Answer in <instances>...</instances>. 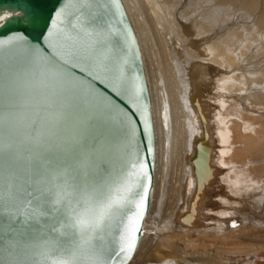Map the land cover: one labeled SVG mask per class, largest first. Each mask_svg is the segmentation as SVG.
I'll list each match as a JSON object with an SVG mask.
<instances>
[{
    "label": "snow or ice",
    "instance_id": "1",
    "mask_svg": "<svg viewBox=\"0 0 264 264\" xmlns=\"http://www.w3.org/2000/svg\"><path fill=\"white\" fill-rule=\"evenodd\" d=\"M39 21L32 12L19 22ZM122 22L118 0H66L45 18L37 44L20 33L0 40V264H127L136 250L147 162L129 152L116 177L99 176L96 164L106 124L119 121L134 136V114L73 71L127 99L150 131ZM13 48L20 58L5 65Z\"/></svg>",
    "mask_w": 264,
    "mask_h": 264
},
{
    "label": "bare ground",
    "instance_id": "2",
    "mask_svg": "<svg viewBox=\"0 0 264 264\" xmlns=\"http://www.w3.org/2000/svg\"><path fill=\"white\" fill-rule=\"evenodd\" d=\"M121 2L155 148L150 210L127 264H264V0ZM19 11L0 9V23ZM13 49L5 63L19 60Z\"/></svg>",
    "mask_w": 264,
    "mask_h": 264
},
{
    "label": "water",
    "instance_id": "3",
    "mask_svg": "<svg viewBox=\"0 0 264 264\" xmlns=\"http://www.w3.org/2000/svg\"><path fill=\"white\" fill-rule=\"evenodd\" d=\"M65 2L66 0H23L22 3H19V0H0V9L9 7L18 8L20 10L18 13H11L10 15H8L5 21L0 23V40H6L9 36L20 33L27 37L30 44L36 43L37 41L34 39V37L38 34V31L40 29L45 28V18H54L55 11L63 6ZM118 3L120 4V11L123 14V22L119 25V27L125 30L128 34L127 40L121 38V44L128 49V74L133 78L137 76L139 77V83L143 88L142 103L147 106V118L151 123V130H146V125L144 123V119L140 115V112H138L135 108H132L127 99H125L123 96H117L116 93H114L111 88H108L106 84H102L101 82L88 77L87 74L83 73L80 69H73V71L75 72L77 77H83L85 79L91 80L94 87L100 93L110 98L115 103L118 109H123L134 114L133 120L136 128L134 136H130L128 133H126L120 125L119 121H114L106 124L105 135L107 139V147L101 149L97 153L96 164L98 166L97 171L99 176L108 177L109 175H111L112 177H116L120 174V170L125 162V157L129 152L138 151L139 154L146 160L150 182L145 181V183L148 185V197L147 207L143 217L144 220L147 212H149L150 210L149 191L152 185L155 161L154 130L149 109V94L143 72L140 49L133 27L128 19L121 0H118ZM113 11H115L114 6ZM32 12H35L40 17V21L35 27L27 26L26 24L19 22L25 16ZM41 47L46 52L51 51L48 47ZM12 51H14V49L4 54L2 62L5 65L10 63L5 62L8 61L7 59L9 53ZM97 119H99V117H97ZM45 220H48V218H45ZM141 228L142 231L140 233L137 247L139 246L140 239L143 236L142 224Z\"/></svg>",
    "mask_w": 264,
    "mask_h": 264
},
{
    "label": "rangeland",
    "instance_id": "4",
    "mask_svg": "<svg viewBox=\"0 0 264 264\" xmlns=\"http://www.w3.org/2000/svg\"><path fill=\"white\" fill-rule=\"evenodd\" d=\"M168 236V237H167ZM159 237H163L164 238V240H166V239H168L169 238V235L167 234V233H159ZM190 241H192V240H190ZM193 242V241H192ZM194 242H196V241H194Z\"/></svg>",
    "mask_w": 264,
    "mask_h": 264
}]
</instances>
